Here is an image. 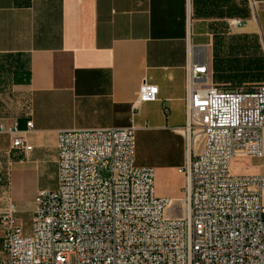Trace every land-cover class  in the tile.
Returning <instances> with one entry per match:
<instances>
[{
  "label": "crops",
  "instance_id": "obj_1",
  "mask_svg": "<svg viewBox=\"0 0 264 264\" xmlns=\"http://www.w3.org/2000/svg\"><path fill=\"white\" fill-rule=\"evenodd\" d=\"M192 59H204L210 86L264 85V0H193L189 36L185 0H0V120L19 131L0 135V261L1 213L14 203L29 234L36 195L53 190L40 179L50 173L58 185L62 130L133 125L136 165L155 170L156 196L182 216L188 151L175 130ZM145 81L158 100L135 108ZM16 137L32 150L13 148Z\"/></svg>",
  "mask_w": 264,
  "mask_h": 264
},
{
  "label": "built area",
  "instance_id": "obj_2",
  "mask_svg": "<svg viewBox=\"0 0 264 264\" xmlns=\"http://www.w3.org/2000/svg\"><path fill=\"white\" fill-rule=\"evenodd\" d=\"M185 2L189 36L193 0ZM158 96L145 81L133 106ZM185 106V124L175 130L188 151L181 217L169 216L170 200L156 196L155 170L136 165L133 125L62 130L58 187L36 195L31 232L14 203L1 213L0 264H264V174L231 172L234 158H264V85L210 86L204 59H192ZM17 133V124L0 120V135ZM12 146L32 150L24 137Z\"/></svg>",
  "mask_w": 264,
  "mask_h": 264
},
{
  "label": "rangeland",
  "instance_id": "obj_3",
  "mask_svg": "<svg viewBox=\"0 0 264 264\" xmlns=\"http://www.w3.org/2000/svg\"><path fill=\"white\" fill-rule=\"evenodd\" d=\"M252 165H255L256 168H259L260 171L264 173V158L248 160L245 158H234L231 162V172L233 175H248L253 174L251 171ZM40 185L43 188H52L53 190L57 189V178L47 174L40 179Z\"/></svg>",
  "mask_w": 264,
  "mask_h": 264
}]
</instances>
